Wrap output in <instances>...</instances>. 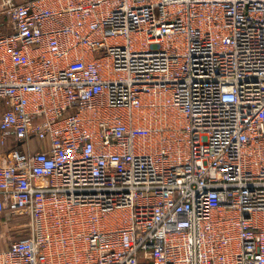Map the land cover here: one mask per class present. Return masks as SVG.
<instances>
[{"label": "built area", "instance_id": "built-area-1", "mask_svg": "<svg viewBox=\"0 0 264 264\" xmlns=\"http://www.w3.org/2000/svg\"><path fill=\"white\" fill-rule=\"evenodd\" d=\"M0 148V264H264V0H0Z\"/></svg>", "mask_w": 264, "mask_h": 264}, {"label": "rangeland", "instance_id": "rangeland-1", "mask_svg": "<svg viewBox=\"0 0 264 264\" xmlns=\"http://www.w3.org/2000/svg\"><path fill=\"white\" fill-rule=\"evenodd\" d=\"M20 219L21 220H24V218L23 217H20ZM19 219V220H20ZM0 223H1V221H0ZM11 226V225H10ZM1 230V229H0ZM22 231H24V230H22ZM16 235H18V234H16ZM18 236H14V239H16ZM7 245V243L6 242H3V243H1L0 242V248H3V247H5Z\"/></svg>", "mask_w": 264, "mask_h": 264}, {"label": "crops", "instance_id": "crops-1", "mask_svg": "<svg viewBox=\"0 0 264 264\" xmlns=\"http://www.w3.org/2000/svg\"><path fill=\"white\" fill-rule=\"evenodd\" d=\"M39 143H40L39 141H36V146L39 145ZM0 149H1V148H0Z\"/></svg>", "mask_w": 264, "mask_h": 264}, {"label": "trees", "instance_id": "trees-1", "mask_svg": "<svg viewBox=\"0 0 264 264\" xmlns=\"http://www.w3.org/2000/svg\"><path fill=\"white\" fill-rule=\"evenodd\" d=\"M11 146L9 145V146H7L5 149H8V148H10Z\"/></svg>", "mask_w": 264, "mask_h": 264}]
</instances>
